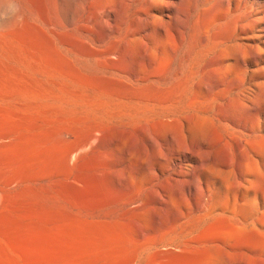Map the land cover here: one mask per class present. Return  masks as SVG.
<instances>
[{
  "label": "rangeland",
  "instance_id": "1",
  "mask_svg": "<svg viewBox=\"0 0 264 264\" xmlns=\"http://www.w3.org/2000/svg\"><path fill=\"white\" fill-rule=\"evenodd\" d=\"M219 2L176 0L178 19L166 17L168 13H162V7L154 12L156 6L142 2V8L145 4L149 13L156 16L144 21L133 0H99V29L89 35L80 49L88 57L94 54L96 44L97 56L101 55L98 62L100 66L102 62L104 69L99 65H33L36 68L19 65L24 69L0 65V70L7 67L4 72L9 74L5 78L0 71V80L7 79V83L15 86L11 84L10 89L6 81H0L5 86H0L3 90L0 91V264L264 263V214L241 209L239 198L228 193L224 185L230 177L227 145L240 148L237 165L246 173L248 181L264 180V138H261L264 133L261 136L256 132L251 138L242 135L256 125L264 128V109L254 117L250 111L239 110L237 103V94L243 89L257 105L264 104V33L258 29L251 34L229 33L215 24V6ZM253 3L257 9L264 6V0H253ZM85 9L78 13L76 22L89 28L94 11L92 2ZM232 16L227 23L236 21V16ZM248 17L243 22L247 26L252 21ZM102 18L106 19L102 21ZM252 26L255 28L256 24ZM236 38H241V47L232 49L229 46L231 42L235 44ZM237 56L244 58L246 64L217 73L211 81L196 78L195 65H239ZM24 73L26 78L22 76ZM77 73H83V78L88 75L92 83L93 76L98 77L94 84L90 80L86 82L91 83L89 89L93 85V94L88 84L83 86L85 82ZM45 76L53 81L43 80ZM106 80L113 82L108 84ZM123 81L127 84L120 83ZM22 82L28 85L26 90ZM158 82L162 84H158L160 88L156 85ZM16 85L21 88L17 89ZM223 85L227 92L220 91ZM110 86L112 91L108 89ZM60 87L65 90L70 87V90L64 93ZM258 87H262V92ZM28 89L33 93L27 92ZM139 91L145 96L137 95ZM155 92L159 94L156 99ZM5 93L11 94L5 97ZM221 97L227 100L223 107L216 104ZM163 109L186 117L192 135L186 138L180 124L157 118L165 113ZM238 124L246 128L242 130ZM128 128L132 131L129 134ZM167 131H171L179 147L195 152L192 158L171 157V149L165 143ZM195 132H199V138H195ZM99 137L104 139L101 141ZM90 138L98 143L93 140L92 143ZM87 139L90 146L85 143ZM150 140L169 150L165 151L170 154L168 162L159 159L162 147H154ZM256 153L259 156L253 157ZM240 154L242 164H239ZM217 188L219 191L215 194ZM249 195L246 191L243 196Z\"/></svg>",
  "mask_w": 264,
  "mask_h": 264
},
{
  "label": "bare ground",
  "instance_id": "2",
  "mask_svg": "<svg viewBox=\"0 0 264 264\" xmlns=\"http://www.w3.org/2000/svg\"><path fill=\"white\" fill-rule=\"evenodd\" d=\"M204 1V0H203ZM10 2H14V3H16L17 5H18V7H19V12L15 15V16H11V15H8L7 13H6V8H7V5L10 3ZM88 2H92V4H93V6H94V11H93V14H92V24H91V27H89V28H87V27H85V26H83L82 24H81V22H79V24H77V22H76V18H77V16H78V13H82L84 10H86L85 8H86V5H87V3ZM142 2H147L149 5H152V6H156V9H153V11L154 12H157L158 11V9H159V7H162L163 8V11H162V13H168L167 14V16L166 17H169V18H175V19H178L179 17H180V13H179V11H178V6H177V3H176V0H133V3H134V6H136V8L138 9V11L140 12V13H142V19L144 20V21H148V18L149 17H153V18H156V16L155 15H152V14H150L149 13V9L148 8H146V5L144 4L143 6H144V8H142ZM197 2V1H196ZM129 3V2H128ZM127 3V4H128ZM214 3V2H213ZM212 3V4H213ZM198 4V3H197ZM216 7V9H215V14H214V16H215V20H216V22H215V24H217V25H219V26H222V27H224L225 29H226V31L227 32H229V33H231V32H235V33H238V34H243V33H248V34H251V33H255L256 32V29H258V30H261V31H263V33H264V6L263 7H259L258 9L256 8V6H255V3H253V0H220V2L218 3V5H216L215 6ZM136 10V9H135ZM137 11V10H136ZM135 12V11H134ZM85 13H86V11H85ZM136 13V12H135ZM77 14V15H76ZM137 14V13H136ZM138 15V14H137ZM152 15V16H151ZM232 15H235L236 16V21H234V22H232V23H227V20L228 19H230L231 17H233ZM81 16H83V15H81ZM131 16H133V15H131ZM131 16H129L130 18H131ZM140 16V15H139ZM139 16H138V18H139ZM250 17V19L252 20V21H250V23H251V25H249V26H247V25H244V19L246 18V17ZM134 17V16H133ZM248 17V18H249ZM80 19V18H79ZM82 19V18H81ZM104 19H106V18H104ZM103 18H102V21L104 20ZM135 19V18H134ZM108 20V19H107ZM189 20V19H188ZM84 21V20H83ZM129 21V20H128ZM132 21H134V20H132ZM105 22H107V21H105ZM99 23H100V9H99V0H0V65H17V66H19V65H30V66H33V65H42V66H44V65H55V66H57V65H99V62H98V56H101V55H98L97 56V48L98 47H96V44L94 45V54L93 55H89L88 57H85V56H83V54L81 53V45H84V44H86V41L88 40V37H90L89 35L91 34V33H93V34H96L97 33V30L99 29ZM112 23V22H111ZM83 24H85V23H83ZM104 24V23H103ZM107 24H108V22H107ZM116 24V23H115ZM127 24H129V23H127ZM132 24V23H131ZM253 24H256V27L254 28L252 25ZM133 25V24H132ZM131 25V26H132ZM190 25V24H189ZM104 28H105V26H104ZM87 29H92L91 31H89V30H87ZM103 29V28H102ZM101 29V30H102ZM191 29V28H190ZM223 29V28H222ZM113 30V29H112ZM125 29H123V31H124ZM148 31V30H147ZM103 32H105V31H103ZM103 32H101V34L103 33ZM120 32V31H119ZM109 33V32H108ZM128 34V33H127ZM209 34V33H208ZM104 36H106L107 35V33H106V35L105 34H103ZM123 34H121V36H122ZM110 36V35H109ZM114 36H115V34H114ZM139 36V35H138ZM111 37V36H110ZM241 37V36H240ZM105 38V37H104ZM108 38V37H107ZM116 38V37H115ZM118 38V37H117ZM131 38H132V36H131ZM89 39H91V38H89ZM94 39V38H93ZM110 39V38H109ZM111 39H113L112 37H111ZM108 40V41H111V43H112V41L113 40ZM125 39V38H124ZM126 39H128L127 37H126ZM240 40H241V38L240 39H238V38H236L235 39V44L234 45H232V42H231V45L229 46L230 48H235L234 46H238V47H241V45H239V42H240ZM93 41V40H92ZM106 41V40H105ZM114 41H116L115 39H114ZM118 41H123V40H118ZM125 41V40H124ZM129 41V40H128ZM139 41V40H138ZM107 42V41H106ZM117 42V41H116ZM147 42V41H146ZM88 43H89V41H88ZM102 43V42H101ZM109 43V42H108ZM128 43V42H127ZM104 44V43H103ZM143 44H144V42H143ZM145 44H147V43H145ZM90 45H91V43H90ZM104 45H106V44H104ZM122 45V44H121ZM101 46V45H100ZM103 46V45H102ZM111 46H114L113 44H111ZM123 46H126V43H125V45H123ZM149 46V45H148ZM104 47V46H103ZM93 48V47H92ZM100 48V47H99ZM108 48V47H107ZM126 48V47H125ZM149 48V47H148ZM84 50H85V48H83ZM152 49V48H151ZM109 50V49H108ZM134 50V49H133ZM148 50V49H147ZM102 51V50H101ZM135 51V50H134ZM152 51H153V49H152ZM210 51V50H209ZM102 52H104V51H102ZM217 53V52H216ZM99 54V53H98ZM103 54V53H102ZM125 55V54H124ZM209 55V54H208ZM217 55V54H216ZM215 55V56H216ZM126 56H127V54H126ZM206 56V55H205ZM204 56V57H205ZM121 57H122V55H121ZM124 57V56H123ZM209 57V56H208ZM206 58H207V56H206ZM228 59H230L229 57H227ZM126 59V58H125ZM236 62H237V64H239V65H230V66H226V65H220V64H218V65H195V66H197L196 67V78L198 79V81H201V78H205V79H208L209 81H211L212 79L214 80V79H216L215 78V75L217 74V73H223V72H227L228 70H230V69H232V68H234V67H241V64H243V63H245L246 64V61H245V59L244 58H242V57H240V56H237L236 58ZM121 60H122V58H121ZM124 60V59H123ZM202 60V59H201ZM205 60V59H204ZM101 61V60H100ZM226 62V60H224L223 62H222V64H224ZM125 63V62H124ZM122 64V63H121ZM29 66V67H30ZM100 66V65H99ZM101 66H102V62H101ZM100 66V67H101ZM111 67L113 66V65H110ZM121 66H123V65H121ZM187 66V65H186ZM194 65H192V67H193ZM11 67V66H10ZM16 67V66H15ZM20 67V69H24L25 67H22L21 68V66H19ZM34 68H36L35 66H33ZM53 67V66H52ZM75 67H77V66H75ZM114 67V66H113ZM117 67H120L119 65H117ZM183 67V66H182ZM38 68V67H37ZM41 68V67H40ZM61 68H64V67H61ZM74 68V67H73ZM78 68V67H77ZM101 68H103V66L101 67ZM105 68H107V66L105 67ZM121 68H126V67H121ZM148 68V67H147ZM154 68V67H153ZM1 69H4L3 67H1ZM7 69V67L3 70V71H1V72H3L4 74H5V70ZM10 69V68H9ZM15 69H17V67L15 68ZM29 69H31V71H33L32 70V68L30 67ZM42 69H45L46 71L48 70V69H46V67H43ZM50 69V68H49ZM53 69L55 70V68L53 67ZM68 69H70V68H68ZM67 69V70H68ZM79 69V68H78ZM104 69V68H103ZM111 69V68H110ZM119 69V68H118ZM170 69H172V68H170ZM175 69V68H174ZM181 69V68H180ZM183 69H186V68H184L183 67ZM182 69V70H183ZM188 69H191V68H188ZM188 69H187V72H188ZM8 70V69H7ZM35 70V69H34ZM51 70H52V68H51ZM50 70V71H51ZM59 70V69H58ZM60 70H65V69H60ZM152 70V69H151ZM5 71V72H4ZM11 71L13 72V68L11 69ZM11 71H9V72H11ZM19 71V70H18ZM46 71H45V74L47 75V73H46ZM49 71V72H50ZM53 71V70H52ZM149 71V70H148ZM147 71V72H148ZM173 71V70H172ZM11 72V73H12ZM26 72H27V70H26ZM39 72H41V70L39 71ZM48 72V71H47ZM55 73H56V71H54ZM62 72V71H61ZM74 72H75V70H74ZM90 72V71H89ZM104 72V71H103ZM113 72V71H112ZM117 72V71H116ZM174 72H176L175 70H174ZM10 73V74H11ZM27 73H29V72H27ZM37 73V72H36ZM52 73V72H51ZM54 73V76H52V77H55V74ZM60 73V72H59ZM70 73H72V72H70ZM120 73V72H119ZM149 73V72H148ZM167 73H168V71H167ZM180 73V72H179ZM255 73H258V72H255ZM15 74V73H14ZM33 74H35V73H33L32 72V75ZM37 74H42V73H37ZM78 75H79V73H77ZM81 74H83V73H81ZM81 74L79 75V77L81 76ZM116 74V73H115ZM121 74V73H120ZM191 74H193L192 73V71H191ZM190 74V75H191ZM6 76H5V78L6 77H9V74L7 73V74H5ZM8 75V76H7ZM15 75H18L17 73L15 74ZM25 75H27V74H23L22 76L23 77H25ZM39 75V76H40ZM43 75V74H42ZM51 75V74H50ZM62 75V74H61ZM76 75V74H75ZM77 75V76H78ZM104 75V74H103ZM122 76H124L123 74H121ZM127 75V74H126ZM125 75V76H126ZM149 75V74H148ZM164 75V74H163ZM167 75V74H166ZM187 75V74H186ZM3 77H4V75H2ZM20 76V75H19ZM30 76V75H29ZM34 76V75H33ZM32 76V77H33ZM35 76H36V74H35ZM68 76H70V75H68ZM83 76H84V74H83ZM83 76H81L80 77V79L81 78H83ZM124 76V77H125ZM129 76V75H128ZM128 76H126V77H128ZM13 77H14V75H13ZM18 76H16V78H17ZM46 77V76H45ZM94 77V79H96L97 80V76L95 77V76H93ZM100 77V76H99ZM106 77V76H105ZM129 77H131V76H129ZM143 77H144V75H143ZM189 77H191V76H189ZM195 77V76H194ZM1 78V77H0ZM20 78L21 77H19L18 78V80L20 81ZM26 78V77H25ZM39 78H41V81H43V80H46L48 77H46V78H42V77H39ZM49 78H50V76H49ZM66 78V77H65ZM87 78H88V75H87ZM86 77L85 78H83L82 79V81H84L85 82V85H83V86H86L87 84V86H88V89H89V86L91 85V81L92 80H90V79H87ZM89 78H91V77H89ZM188 78V77H187ZM187 78H186V80H187ZM3 79V78H2ZM33 79V78H32ZM37 79H38V76H37ZM37 79H35V80H37ZM43 79V80H42ZM87 79V80H86ZM92 79V78H91ZM94 79H93V83L92 84H94ZM104 79V78H103ZM108 79V81L110 80V78H107ZM121 79V78H120ZM131 79V78H130ZM139 79H141L140 78V76H139ZM174 79V78H173ZM181 79V78H180ZM4 80V79H3ZM0 80L2 83L4 82V81H6V80ZM8 80H10L9 78H8ZM28 80V79H27ZM39 80V79H38ZM37 80V81H38ZM48 80V79H47ZM59 80V79H58ZM90 80V82H88V83H86L87 81H89ZM101 80V79H100ZM129 80V79H128ZM132 80V79H131ZM155 80V79H154ZM163 80V79H162ZM170 80H171V78H170ZM175 80V79H174ZM193 80V79H192ZM10 81H14V80H10ZM10 81H8V82H10ZM29 81V80H28ZM49 81V80H48ZM51 81H53V79L52 80H50L49 82H51ZM54 81H56L55 79H54ZM68 81H70V79H68ZM73 81H74V79H73ZM77 81V83H79L78 82V80H76ZM75 81V82H76ZM102 81V80H101ZM105 81V80H104ZM116 80H114V82H115ZM137 81V80H136ZM135 81V82H136ZM152 81V80H151ZM173 81V80H172ZM178 81V80H177ZM25 82V81H24ZM24 82H22V83H24ZM49 82H48V84H49ZM66 82V81H65ZM84 82H83V84H84ZM97 83H99V85L100 86H102L101 84H100V82H98V81H96ZM95 82V84H97ZM111 82H113L112 80H111ZM111 82H109L110 84H111ZM124 82V83H123ZM123 82H120L121 84H125L126 82L125 81H123ZM129 82V81H128ZM134 82V83H135ZM150 82V81H149ZM166 82V81H165ZM188 83H189V81H187ZM6 83H7V81H6ZM11 83V82H10ZM13 83H15V81L13 82ZM21 83V82H20ZM19 83V84H20ZM38 83V82H37ZM53 83V82H52ZM82 83V82H81ZM106 83H108L107 82V80H106ZM105 83V84H106ZM108 83V84H109ZM118 84H119V81L117 82ZM130 83H132L131 81H130ZM133 83V84H134ZM162 83V82H161ZM188 83H186V84H188ZM195 83V82H194ZM7 84H9V83H7ZM7 84H5L6 86H8ZM12 84V83H11ZM11 84H9L10 85V89H11ZM15 84H17V83H15ZM25 84V83H24ZM23 84V85H24ZM31 84H32V82H31ZM44 83H42V85H43ZM54 84H58V82L56 83V82H54ZM53 84V85H54ZM62 84H63V82H62ZM61 84V85H62ZM90 84V85H89ZM102 84H103V82H102ZM104 84V85H105ZM117 84V85H118ZM127 84V83H126ZM137 84V83H136ZM144 84V83H143ZM154 85H155V83H153ZM158 84H159V82L156 84L157 86H158ZM166 84V83H165ZM170 84V83H169ZM172 84V83H171ZM170 84V85H171ZM26 85L27 84H25L24 85V87L25 88H23L24 90H26V88H28V85H27V87H26ZM50 85V84H49ZM99 85H96V86H99ZM107 85V84H106ZM138 85H140L139 83L137 84V86ZM142 85V84H141ZM148 85V84H147ZM160 85H162V84H159V86ZM168 84H166V86H167ZM191 86H193L192 84H190ZM0 86H1V84H0ZM21 86H22V84H21ZM33 86V85H32ZM32 86H30L29 88H32ZM51 86V85H50ZM57 86H59V84L57 85ZM99 86V87H100ZM122 86V85H121ZM144 86V85H143ZM150 86H152V85H150L149 84V90H151V87ZM158 86V87H159ZM180 85H178V87H179ZM185 86V85H184ZM183 86V87H184ZM1 87H5L4 85L3 86H1ZM12 87H14L15 88V86H13V84H12ZM18 87H19V85H18ZM17 87V85H16V88L17 89H19V88H21V87H19L18 88ZM44 87V86H43ZM46 87H47V84H46ZM52 87V86H51ZM62 87V86H61ZM60 87V88H61ZM64 87H66V86H64ZM72 87V86H71ZM106 87L107 86H105V89H106ZM115 87H117V86H115ZM130 87V86H129ZM147 87V86H146ZM163 87H164V85H163ZM168 87H169V85H168ZM170 87H172V86H170ZM190 87V86H189ZM195 87V86H194ZM222 86H218V88H221ZM264 87V86H263ZM9 88V87H8ZM13 88V89H14ZM35 88H37L36 86H35ZM47 88H49V87H47ZM68 88H70V87H68ZM66 89V90H70V89ZM74 88V87H73ZM92 88H93V85H92ZM91 88V89H92ZM96 88V87H95ZM110 88H111V86L108 88L109 90H110ZM118 88H120V87H118ZM134 88V87H133ZM133 88H127V89H133ZM136 88V87H135ZM140 88H142V87H140ZM139 88V89H140ZM144 88H145V86H144ZM144 88H142V89H140V90H143V91H145V90H147V88H145V90H144ZM160 88V87H159ZM165 88V87H164ZM224 85H223V87L221 88V92L222 93H224V92H227V91H225L224 89ZM1 89V88H0ZM4 89H7V88H4ZM16 89V90H17ZM33 89L34 88H32L31 90L33 91ZM61 89H63V90H65V88H61ZM91 89H89L90 90V94H93L92 92H91ZM98 89V88H97ZM96 89V90H97ZM103 90H104V88H102ZM101 89V87H100V90H102ZM116 89V88H115ZM114 89V90H115ZM123 89V88H122ZM126 89V88H125ZM163 89V88H162ZM192 89V88H191ZM258 89H259V92H262V87H258ZM8 90V89H7ZM7 90H5V91H7ZM15 90V91H16ZM22 90V89H21ZM37 90H40V89H37ZM53 90V89H52ZM56 90V89H55ZM58 90V89H57ZM66 90H65V92L64 93H66ZM99 90V89H98ZM108 90V91H109ZM117 90V89H116ZM134 90V89H133ZM137 91H138V89H136ZM159 90V89H158ZM242 91H240V92H238V94H237V96H238V98H239V102H237L238 104H239V110H241V111H250V112H252L255 116L254 117H257L260 113H261V111L264 109V104L263 105H257L255 102H254V100L250 97V98H248V95H247V93L246 92H244V90L243 89H241ZM0 91H3V90H0ZM29 91V89L27 90V92ZM32 91H29V93L30 92H32ZM41 91H43V90H40V92ZM54 91V90H53ZM61 91V90H60ZM80 91V90H79ZM93 91V90H92ZM105 91H107V90H105ZM110 91H112V90H110ZM118 91V90H117ZM122 91V90H121ZM126 91V90H125ZM128 91V90H127ZM136 91V92H137ZM156 91H157V89H156ZM193 91V90H192ZM191 91V92H192ZM255 91V90H254ZM17 92H19V91H17ZM17 92H15V93H13V92H11L13 95L14 94H16ZM23 92V91H22ZM35 92V91H34ZM56 92V91H55ZM57 92H59V90L57 91ZM63 92V91H62ZM133 92H135V91H133ZM131 93L132 95L133 94H135V93ZM140 92V91H139ZM138 92V93H139ZM159 92V91H158ZM157 92V93H158ZM176 92V91H175ZM189 92H190V90H189ZM7 93V92H6ZM6 93H5V97H7V96H9V94H11V93H9L8 95H6ZM24 93V92H23ZM33 93V92H32ZM77 93H79L78 91H77ZM88 93V92H87ZM105 93V92H104ZM111 93V92H110ZM137 93V95H144L145 96V94H144V92H140L141 94H138ZM153 93V92H152ZM166 93V92H165ZM194 93V92H193ZM4 94V93H3ZM2 94V96H4ZM38 94V93H37ZM61 94V93H60ZM107 94H109V93H107ZM114 94V93H113ZM122 94H123V92H122ZM121 94V95H122ZM127 94H129V93H127ZM126 94V95H127ZM146 94H147V92H146ZM186 94V93H185ZM190 94H192V93H190ZM12 95V96H13ZM17 95V94H16ZM15 95V97H17ZM20 96H21V94H19ZM18 95V96H19ZM23 95V97H25L24 96V94H22ZM28 95V94H27ZM31 95V94H30ZM43 95H45V94H43ZM55 95V94H54ZM66 95V94H65ZM68 95V94H67ZM71 95V94H70ZM77 95V94H76ZM75 95V96H76ZM97 95V94H96ZM117 95V94H116ZM153 95V94H152ZM157 94H156V92H155V96H156ZM159 95V94H158ZM157 95V96H158ZM187 95V98H188V94H186ZM185 95V96H186ZM1 96V97H2ZM11 96V95H10ZM38 96V95H37ZM77 96H81V93L79 94V95H77ZM122 96H124V95H122ZM136 96V95H135ZM143 96V97H144ZM146 96H148V95H146ZM150 96H151V93H150ZM157 96L156 97H154L155 99L157 98ZM176 96V95H175ZM181 96V95H180ZM194 96V95H193ZM193 96H192V98H193ZM4 97V98H5ZM45 97V96H44ZM118 97H119V95H118ZM132 96H130L129 97V99L131 98ZM142 96H140V98H141ZM168 98H169V96H167ZM179 97V96H178ZM3 98V97H2ZM9 98V97H8ZM18 98H20V97H18ZM27 98V97H26ZM136 98V97H135ZM144 98H146V97H144ZM147 98H149V96L147 97ZM154 98H151V99H153L154 100ZM159 98V97H158ZM255 98V97H254ZM21 99V98H20ZM25 99V98H24ZM54 99V98H53ZM57 99H58V97H57ZM123 99V98H122ZM132 99V98H131ZM175 99V98H174ZM185 99V98H184ZM190 99V98H189ZM223 97H221V100H219L218 102H216V104H218L219 106H221V107H223V106H225L226 104V102H227V100L225 101V99H223ZM256 99V98H255ZM26 100V99H25ZM43 100V99H42ZM46 100V99H45ZM126 100H128V99H126ZM133 100V99H132ZM134 100H136V99H134ZM144 100H146V99H144ZM147 100H149L150 101V99H147ZM160 100V102L162 101L161 99H159ZM164 100V99H163ZM179 100V99H178ZM182 100H183V98H182ZM48 101V100H47ZM139 101V100H138ZM157 101V100H156ZM167 101V100H166ZM187 100L185 99V102H186ZM221 101H223V102H221ZM49 102V101H48ZM51 102H52V100H51ZM143 102V101H142ZM165 102V101H164ZM163 102V103H164ZM175 101L173 100V103H174ZM182 102V101H181ZM184 102V101H183ZM193 102V101H192ZM196 102V101H195ZM194 102V103H195ZM198 102V101H197ZM56 103V102H55ZM58 103H60V102H58ZM157 102H155V104H156ZM162 103V104H163ZM166 103V102H165ZM170 103H171V101H170ZM175 103H177V102H175ZM188 103V102H187ZM202 103V102H201ZM54 104V103H53ZM57 104V103H56ZM145 104H146V102H145ZM152 104V103H151ZM154 104V103H153ZM159 104V103H158ZM167 104V103H166ZM165 104V105H166ZM178 104V103H177ZM182 104V103H181ZM193 104V103H192ZM203 104V103H202ZM204 104H205V102H204ZM55 105V104H54ZM63 105H64V103H63ZM66 105H67V103H66ZM130 105V104H129ZM138 105H140L141 106V104H138ZM147 105H149V104H147ZM159 105H161V104H159ZM164 105V106H165ZM183 105H185V103L183 104ZM52 106V105H51ZM73 106V105H72ZM71 106V107H72ZM155 106H157V105H155ZM178 106V105H177ZM182 106V105H181ZM66 107V106H65ZM67 107H70V106H67ZM78 107V106H77ZM89 107V106H88ZM106 107V106H105ZM110 107V106H109ZM147 107H149V106H147ZM161 107V106H160ZM176 107V106H175ZM185 107H187V106H185ZM73 108V107H72ZM75 108V107H74ZM79 108V107H78ZM82 108V107H81ZM107 108V107H106ZM178 108H180V107H178ZM182 108H183V106H182ZM189 108V107H188ZM53 109H55V107L53 108ZM68 109V108H67ZM111 109H113V108H111ZM165 109V108H164ZM164 109H163V112H165V113H167V110H165L164 111ZM172 109H174V108H172ZM171 109V110H172ZM184 109V108H183ZM198 109V108H197ZM210 109V108H209ZM146 110H149V109H146ZM159 111L161 110V108L160 109H158ZM169 110H170V108H169ZM168 110V111H169ZM179 110V109H178ZM186 110H188V109H186ZM185 110V111H186ZM192 110V109H191ZM58 111H60V110H58ZM97 111H98V108H97ZM101 111V110H100ZM100 111L98 112V113H100ZM144 111V110H143ZM180 111V110H179ZM193 111H194V109H193ZM112 112V111H111ZM125 112V111H124ZM145 112V111H144ZM144 112H142L143 114L142 115H144ZM148 112V111H147ZM151 112V111H150ZM150 112H148V113H150ZM153 112L155 113V111L153 110ZM157 112V111H156ZM162 112V113H163ZM173 112V111H172ZM181 112V111H180ZM179 112V113H180ZM183 112V111H182ZM81 113V112H80ZM93 113H95V112H93ZM161 113V112H160ZM160 113H158V114H160ZM160 114L159 115V117H157V118H163L162 120H165V121H167L168 123L169 122H174V123H178V124H180L181 125V128H182V132H184V136H186V138H188L189 136H191L192 135V131L189 129V124H188V120H187V118L186 117H179V116H177V115H175V114H173V113H167V114ZM178 113V112H177ZM105 114V113H104ZM132 114H134V113H132ZM139 114V113H138ZM141 114V113H140ZM153 114V113H152ZM152 114H151V116H152ZM157 114V113H156ZM183 114V113H182ZM214 114V113H213ZM213 114H211V116L213 115ZM96 115V114H95ZM99 115V114H98ZM101 115V114H100ZM117 115V114H116ZM124 115V114H123ZM179 115V114H178ZM184 115V114H183ZM182 115V116H183ZM187 115H188V112H187ZM206 115H207V113H206ZM93 116V115H92ZM103 116V115H102ZM105 116V115H104ZM122 116V115H121ZM140 116V115H139ZM139 116H135V117H139ZM149 116H150V114H149ZM189 116V115H188ZM210 116V117H211ZM84 117H85V115H84ZM114 117V116H113ZM113 117H112V119H113ZM128 117L129 116H127V119H128ZM144 117H145V115H144ZM143 117V118H144ZM156 117V116H155ZM80 118V117H79ZM83 118V117H82ZM87 118V117H86ZM118 118V117H117ZM120 118V117H119ZM122 119V121H123V123H126L124 120H123V116L121 117ZM126 118V117H125ZM142 118V117H141ZM146 118H147V116H146ZM149 118V117H148ZM147 118V119H148ZM81 119V118H80ZM100 119V118H99ZM111 119V120H112ZM115 119V118H114ZM131 119V118H130ZM132 119H133V116H132ZM131 119V120H132ZM138 119V118H137ZM73 119H71V121H72ZM77 120H78V118H77ZM76 120V121H77ZM106 120V119H105ZM121 120H119L120 122H121ZM126 120V119H125ZM131 120H128V121H131ZM184 120V122H182ZM187 120V121H186ZM215 120H216V117H215ZM78 121H82V120H78ZM90 121V120H89ZM94 121V120H93ZM96 121V120H95ZM118 121V120H117ZM159 121V120H158ZM217 121V120H216ZM92 122V121H91ZM90 122V123H91ZM106 122H107V120H106ZM139 122V121H138ZM140 122H142V120H140ZM144 122V121H143ZM156 122V121H155ZM76 123V122H75ZM112 123H114V122H112ZM120 124V123H119ZM132 124V123H131ZM130 124V125H131ZM133 124H134V122H133ZM142 124V123H141ZM152 124V123H151ZM155 124V123H154ZM114 125H117L116 123H114ZM126 125V124H125ZM145 125V124H144ZM121 126V125H120ZM120 126H118V128L120 127ZM123 126V125H122ZM127 126V125H126ZM139 126V125H138ZM150 125H148V127H149ZM239 128H241L242 130H244L246 127H244V128H242V127H240V125L238 124L237 125ZM94 127V126H93ZM124 127V126H123ZM147 127V126H146ZM148 127H147V131H148ZM72 128H74V127H72ZM114 128V127H113ZM117 128V129H118ZM143 128V125L141 126V129ZM151 127H149V129H150ZM230 128V127H229ZM116 128H114V130H115ZM119 129H121V128H119ZM123 129H125V128H123ZM129 129V128H128ZM132 130H135L136 128H131ZM138 129H139V127H138ZM144 129V128H143ZM130 130V129H129ZM151 130V129H150ZM128 131V130H127ZM127 131H125V132H127ZM138 131V130H137ZM143 131V130H142ZM146 131V132H147ZM248 132V134H247V132ZM246 131H244L243 133H242V135L244 136V138H251V134H254V133H259L261 136L263 135V133H264V128H263V126L260 124V126L259 125H256V126H253V127H251V128H248V130H246ZM105 132V131H104ZM132 131L130 130V132H128V134L129 133H131ZM151 132H152V130H151ZM86 133V132H85ZM95 133V132H94ZM116 133V132H115ZM149 133V132H148ZM197 133H199V132H195V138H199L200 137V135H198ZM229 133V132H228ZM90 134H92V133H90ZM99 134V133H98ZM104 134V133H103ZM123 135H124V133H122ZM151 134V133H150ZM95 135H96V133H95ZM102 134L100 133V136H101ZM193 135H194V133H193ZM103 136V135H102ZM121 136V135H120ZM138 136H139V134H138ZM153 136V135H152ZM91 137H92V135H91ZM98 137V136H97ZM97 137H95V139L97 138ZM116 137V136H115ZM94 138V137H93ZM120 138V137H119ZM128 138V137H127ZM138 138V137H137ZM166 138L167 139H165L166 141H165V143L169 146V150H167L166 149V147H164L163 145L162 146H160L159 144H154V142L152 141V140H150V142L152 143V145L155 147H162V151H161V154H159V159L160 160H162V161H164V162H168L169 160H170V154H167L165 151H169V152H172L171 153V157L172 156H174V158L175 157H179V159L180 160H185V159H188V158H192L193 157V154H195V152L192 150V149H187V150H183L181 147H179L178 146V144L175 142V139L173 138V134L171 133V131H167V136H166ZM254 138H255V136H254ZM261 138H264V136L263 137H261ZM91 139V141L93 140L92 138H90ZM94 139V140H95ZM104 139V138H103ZM102 139V140H103ZM122 139V138H121ZM130 139V138H129ZM139 139V138H138ZM93 140V141H94ZM99 140H101L100 139V137H99ZM101 140V141H102ZM114 140V139H113ZM131 140H132V138H131ZM93 141H92V143H93ZM98 141V140H97ZM125 141V140H124ZM140 141V140H139ZM250 141V140H249ZM249 141H246V142H249ZM87 142H88V139H87V141L85 142L86 144H87ZM95 142V144H97L98 142H96V141H94ZM122 142V141H121ZM90 143V142H89ZM126 143H127V141H126ZM130 142H128V144H129ZM138 143H140V142H138ZM144 143V142H143ZM241 143H242V141H241ZM94 144V145H95ZM124 144V143H123ZM148 144V143H147ZM87 145H91V143L90 144H87ZM86 145V146H87ZM85 146V145H84ZM85 146V147H86ZM80 147L82 148L83 146H81L80 145ZM244 147V146H243ZM81 148L80 149H78V150H81ZM227 148H228V150H229V154H230V161H229V163H228V165H227V167H228V169H229V172H230V177H229V180L228 181H226L225 183H224V185H225V188H226V190H227V192L228 193H230L231 195H233L234 196V198L235 197H238L239 198V204H240V207H241V209H243V210H245V211H247V212H255V211H257L256 213H259V214H264V180H262V181H260V182H250V181H248L247 180V175H246V173L244 174V172L242 171V170H240L239 169V167H238V165H237V163H238V157H237V154H238V152H239V150H240V148H238V149H234L232 146H230V145H227ZM244 149V148H243ZM76 151V150H75ZM83 151V150H82ZM202 151H203V149H202ZM74 152V151H73ZM72 152V153H73ZM77 152V151H76ZM76 152H75V154H76ZM80 152V151H79ZM112 152H114V151H112ZM204 152V151H203ZM249 152V151H248ZM71 153V154H72ZM251 155H253V154H251ZM72 156H74V155H72ZM247 156V155H246ZM259 155H257V153L255 154V156H253V157H258ZM249 158L251 159L252 157H250L249 156ZM199 160V162L200 163H202V159L201 158H199L198 159ZM239 160H240V163L239 164H242V160H241V154H240V158H239ZM254 160H255V158H254ZM116 163V162H115ZM161 163V162H160ZM126 165V164H125ZM116 166V165H115ZM120 169V168H119ZM118 170V169H117ZM219 181V180H218ZM226 185H227V187H226ZM138 186V185H137ZM155 189V188H154ZM218 191H219V188H217L216 189V192H215V194L216 193H218ZM246 191H249L250 192V195H249V197H245V196H243L244 195V193L246 192ZM259 199H261V201L259 200ZM141 226V225H140ZM262 264H264V263H262Z\"/></svg>",
  "mask_w": 264,
  "mask_h": 264
},
{
  "label": "clouds",
  "instance_id": "3",
  "mask_svg": "<svg viewBox=\"0 0 264 264\" xmlns=\"http://www.w3.org/2000/svg\"><path fill=\"white\" fill-rule=\"evenodd\" d=\"M19 12V7L16 3L10 2L7 5L6 13L11 16H15Z\"/></svg>",
  "mask_w": 264,
  "mask_h": 264
}]
</instances>
